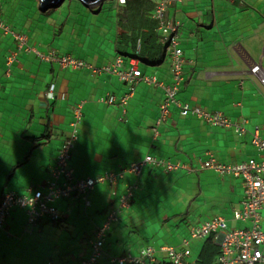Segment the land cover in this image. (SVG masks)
<instances>
[{"label": "crops", "instance_id": "crops-1", "mask_svg": "<svg viewBox=\"0 0 264 264\" xmlns=\"http://www.w3.org/2000/svg\"><path fill=\"white\" fill-rule=\"evenodd\" d=\"M66 1L41 11L39 0H0V17L14 33L26 36L29 47L42 53L54 50L92 69L119 56L122 70H129L134 58L142 75L169 82L170 61L151 15L157 0H148L152 5L147 9L131 10L124 7L127 0L123 5L111 0L105 8V0L92 7ZM246 1L171 0L167 11L181 24L179 44L185 62L177 99L219 112L232 123H244L242 136L183 117L174 106L156 125L164 98L160 86L138 81L121 104L120 98L131 90L129 83L114 74L64 68L32 52L17 51L14 37L0 29V199L6 192L25 195L29 186L45 187L79 104L78 138L68 167L76 178L116 176L114 182L93 187L86 195L88 205L75 195L59 199L55 205L61 218L55 223L40 220L29 225L25 212L12 208L0 230V264H79L90 252L95 231L132 180L126 168L147 155L188 165L192 171L164 173L145 164L130 207L112 224L96 264L137 255L145 246L187 248L185 264H217L218 241L191 239L190 233L216 217L235 228L237 221L219 213L228 215L239 208L242 188L239 180L201 164L209 158L224 164L257 160L251 134L258 129L264 138V86L249 71L254 65L264 71V0ZM14 52V61L7 65L6 58ZM109 97L112 104L101 101ZM182 182L194 192L174 193ZM203 193H209L210 202L216 196L226 199L221 212L204 221L186 217L183 208L191 201L183 199ZM147 264L170 262L165 252H156L155 261Z\"/></svg>", "mask_w": 264, "mask_h": 264}, {"label": "built area", "instance_id": "built-area-1", "mask_svg": "<svg viewBox=\"0 0 264 264\" xmlns=\"http://www.w3.org/2000/svg\"><path fill=\"white\" fill-rule=\"evenodd\" d=\"M119 4H125L126 0H117ZM171 0H157L153 10L152 18L156 21L158 41L165 49L170 61V80L168 83L158 82L153 76H144L137 67L134 58L131 60L129 70H122L121 57H116L112 63L100 67L91 68L84 61L70 56H59L54 50L42 53L27 45L26 36L14 33L7 23L0 17V29L4 33L11 34L17 42V51L25 50L32 52L42 61L55 62L64 68L81 69L88 67L93 74L105 72L116 75L120 80L129 83L131 90L120 98V103L125 104L133 92V85L138 81L147 84L160 86L163 90V101L159 106V117L156 125L164 121L172 106L178 109L183 117H194L206 124L232 129L236 134L242 136L246 133L243 124L232 123L219 112H208L202 107L191 106L189 103L177 99V93L183 82V52L179 44L180 22L168 17L167 11ZM15 53L10 54L6 60L7 65L15 59ZM250 73L255 75L258 82L264 86V71L258 65L250 68ZM102 102L112 104L113 97L101 99ZM81 112V104L74 109V121L70 124L68 136L63 140L54 166L50 170L51 179L43 188L29 186L25 195H17L13 192H6L0 199V230L6 226V221L11 208H19L25 212L27 223L34 225L40 220L51 223L58 222L61 214L55 202L59 199L71 196H79L85 205H88L86 195L93 187L100 182H114L116 176L105 174L96 178H76L68 167L71 150L78 138V122ZM154 135H158L154 129ZM251 144L259 153V159H248L239 163L224 164L214 158H209L201 164L204 169H209L222 177L234 178L240 181L242 188V199L239 208L233 211L232 219L243 223L241 228L229 227L223 217H216L203 222L193 228L190 233L191 239H206L212 237L219 243L217 264H264V217L261 212L264 210V138L258 129L251 134ZM145 164L160 168L164 173L176 170H184L189 173L192 168L180 163H171L155 156L147 155L142 161L132 163L126 168L132 180L125 185L123 193L118 198L117 206L111 210L101 225L95 231V238L90 241V252L79 264H96L103 255V246L107 234L112 226L119 220L122 211L130 207L132 198L138 186V179L141 176ZM32 198L35 203H32ZM188 246V240L183 241ZM156 252H165L170 264H185L189 250L175 249L173 247H160L155 249L151 246L143 247L139 254H124L109 259L110 264H147L155 261Z\"/></svg>", "mask_w": 264, "mask_h": 264}, {"label": "rangeland", "instance_id": "rangeland-1", "mask_svg": "<svg viewBox=\"0 0 264 264\" xmlns=\"http://www.w3.org/2000/svg\"><path fill=\"white\" fill-rule=\"evenodd\" d=\"M110 2H111V0H105L103 2L104 8L107 7ZM246 2H247V4H249V3L251 4L252 0H247ZM262 3H263V1H262ZM67 5H68V3L66 1L63 7L65 8ZM249 6H251V5H249ZM237 11L241 13V11L238 9V7H236V12ZM249 12L251 14H258L259 13V12H254L253 10H249L248 13ZM186 185H185L184 182L180 183L178 185L179 188L174 189L175 190L174 193H177V195H182V196H184V194L187 193V192L193 193L194 192L193 189H195V188L191 186V189H190V186L188 184H186ZM208 194L209 193H203V194L198 195V196H196V194H195V196L191 195L190 197H186V198L183 199V200H188V202L191 201L190 204L186 203L184 208H183V212H185V213L187 212V214H188V215H186V217L189 216L192 219H198L199 218V219L204 221V220L210 218V216H212V217L216 216L215 214H216V212L218 210H219V212H221V210H222V208L224 206V202L226 201V199H224V197H221V196H219V197L216 196L215 202H210ZM63 199H60V200H63ZM57 202L58 201H56L55 204ZM168 205H169L168 201H166V206H168ZM227 209L231 210L230 207H228ZM111 210H113V209H111ZM232 212L233 211H229L228 215H226L225 211H224L223 213H219V215H223V216L225 215V216H228V217L229 216L232 217L233 216ZM261 214H262V217H264V210L261 212ZM233 226L241 228V227L244 226V224H240L238 222H236V223L234 222ZM229 227H231V226L229 225ZM65 234H69V233L65 232Z\"/></svg>", "mask_w": 264, "mask_h": 264}, {"label": "water", "instance_id": "water-1", "mask_svg": "<svg viewBox=\"0 0 264 264\" xmlns=\"http://www.w3.org/2000/svg\"><path fill=\"white\" fill-rule=\"evenodd\" d=\"M64 1L66 0H39V9L41 11H46L48 9H52L59 6ZM78 1L87 7H92L98 3H101L104 0H78Z\"/></svg>", "mask_w": 264, "mask_h": 264}, {"label": "trees", "instance_id": "trees-1", "mask_svg": "<svg viewBox=\"0 0 264 264\" xmlns=\"http://www.w3.org/2000/svg\"><path fill=\"white\" fill-rule=\"evenodd\" d=\"M148 4L152 5L148 0H127V3L124 7L126 10H131L133 7L136 8L138 6L142 7L143 9H147ZM209 239H212V237H209Z\"/></svg>", "mask_w": 264, "mask_h": 264}, {"label": "clouds", "instance_id": "clouds-1", "mask_svg": "<svg viewBox=\"0 0 264 264\" xmlns=\"http://www.w3.org/2000/svg\"><path fill=\"white\" fill-rule=\"evenodd\" d=\"M35 203V200L32 198V203L31 205L28 204L29 207H31Z\"/></svg>", "mask_w": 264, "mask_h": 264}]
</instances>
